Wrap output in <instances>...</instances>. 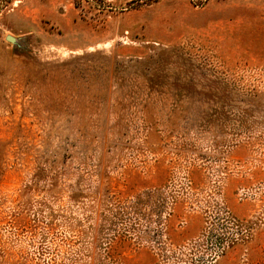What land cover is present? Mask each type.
Returning <instances> with one entry per match:
<instances>
[{
	"label": "rangeland",
	"instance_id": "rangeland-1",
	"mask_svg": "<svg viewBox=\"0 0 264 264\" xmlns=\"http://www.w3.org/2000/svg\"><path fill=\"white\" fill-rule=\"evenodd\" d=\"M0 264H264V0H0Z\"/></svg>",
	"mask_w": 264,
	"mask_h": 264
},
{
	"label": "water",
	"instance_id": "water-1",
	"mask_svg": "<svg viewBox=\"0 0 264 264\" xmlns=\"http://www.w3.org/2000/svg\"><path fill=\"white\" fill-rule=\"evenodd\" d=\"M7 39H8V41H10L12 43H14L16 41V38L11 36V35H7Z\"/></svg>",
	"mask_w": 264,
	"mask_h": 264
}]
</instances>
